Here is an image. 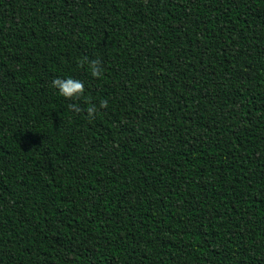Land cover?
Returning a JSON list of instances; mask_svg holds the SVG:
<instances>
[{"label":"trees","instance_id":"1","mask_svg":"<svg viewBox=\"0 0 264 264\" xmlns=\"http://www.w3.org/2000/svg\"><path fill=\"white\" fill-rule=\"evenodd\" d=\"M0 264H264V0H0Z\"/></svg>","mask_w":264,"mask_h":264},{"label":"clouds","instance_id":"2","mask_svg":"<svg viewBox=\"0 0 264 264\" xmlns=\"http://www.w3.org/2000/svg\"><path fill=\"white\" fill-rule=\"evenodd\" d=\"M86 63L92 76L98 77L102 74V63L99 59L86 61ZM52 87L56 89L58 94L65 99L80 98L84 93L83 82L71 76L54 79L52 81ZM96 110L95 105L87 108L89 118L94 117Z\"/></svg>","mask_w":264,"mask_h":264}]
</instances>
